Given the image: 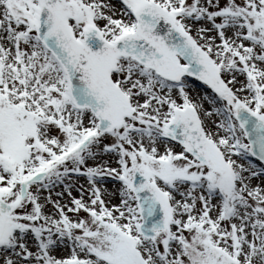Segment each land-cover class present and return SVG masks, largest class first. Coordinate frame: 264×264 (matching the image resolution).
Returning a JSON list of instances; mask_svg holds the SVG:
<instances>
[{
  "label": "snow or ice",
  "instance_id": "6c2138e0",
  "mask_svg": "<svg viewBox=\"0 0 264 264\" xmlns=\"http://www.w3.org/2000/svg\"><path fill=\"white\" fill-rule=\"evenodd\" d=\"M0 264H264V0H0Z\"/></svg>",
  "mask_w": 264,
  "mask_h": 264
},
{
  "label": "rangeland",
  "instance_id": "374dc122",
  "mask_svg": "<svg viewBox=\"0 0 264 264\" xmlns=\"http://www.w3.org/2000/svg\"><path fill=\"white\" fill-rule=\"evenodd\" d=\"M194 82L195 81H193L194 89L190 90L192 91L193 95H195V92L201 91L205 88L201 83H198L197 81L195 83ZM74 194H77V193L74 192Z\"/></svg>",
  "mask_w": 264,
  "mask_h": 264
}]
</instances>
